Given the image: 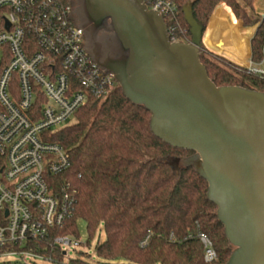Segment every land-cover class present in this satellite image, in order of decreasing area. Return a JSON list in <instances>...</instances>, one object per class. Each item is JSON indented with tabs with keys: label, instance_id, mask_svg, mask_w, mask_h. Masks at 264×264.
<instances>
[{
	"label": "trees",
	"instance_id": "obj_1",
	"mask_svg": "<svg viewBox=\"0 0 264 264\" xmlns=\"http://www.w3.org/2000/svg\"><path fill=\"white\" fill-rule=\"evenodd\" d=\"M170 1L175 11L164 19L173 40L193 39L186 6L203 36L214 10L225 3L244 27L256 26L251 60L262 63L264 17L256 13L255 0ZM200 59L218 86L264 91L263 75L204 45ZM150 118L149 111L132 103L117 86L103 101L90 96L73 122L51 132L50 140L63 146L70 158L69 169L56 178L58 186L69 184L76 190L71 216L53 233L79 239L78 221L84 220L86 244L91 245L103 225L105 239L96 245L97 256L106 260L101 264H226L234 246L218 219L217 205L208 197V181L195 168L197 153L157 137ZM198 233L211 240L217 252L214 261H205ZM86 255L69 264H92ZM64 256L57 248L52 260L60 263Z\"/></svg>",
	"mask_w": 264,
	"mask_h": 264
},
{
	"label": "built area",
	"instance_id": "obj_2",
	"mask_svg": "<svg viewBox=\"0 0 264 264\" xmlns=\"http://www.w3.org/2000/svg\"><path fill=\"white\" fill-rule=\"evenodd\" d=\"M144 1L163 17L175 11L170 0ZM247 68L264 76L253 62ZM117 86L86 50L70 0H0V255L53 261L55 249L78 243L53 233L71 216L76 190L58 186L70 158L50 134ZM198 236L214 261L211 240Z\"/></svg>",
	"mask_w": 264,
	"mask_h": 264
},
{
	"label": "water",
	"instance_id": "obj_3",
	"mask_svg": "<svg viewBox=\"0 0 264 264\" xmlns=\"http://www.w3.org/2000/svg\"><path fill=\"white\" fill-rule=\"evenodd\" d=\"M82 1L92 24L110 20L120 47L102 57L90 50L95 60L151 113L157 137L197 153L195 168L234 246L226 264H264V91L211 79L201 46L220 53L201 35L190 6L184 11L193 39L181 42L144 0Z\"/></svg>",
	"mask_w": 264,
	"mask_h": 264
},
{
	"label": "rangeland",
	"instance_id": "obj_4",
	"mask_svg": "<svg viewBox=\"0 0 264 264\" xmlns=\"http://www.w3.org/2000/svg\"><path fill=\"white\" fill-rule=\"evenodd\" d=\"M70 2H71V4L74 7V20H75L76 24L81 25L80 18L76 14V0H70ZM254 6H255V1H254ZM255 11L262 18L264 17V15H262V14L259 13V10L256 7H255ZM227 14L230 16L229 13H227ZM213 16H212L211 25L209 26V34L207 35V33L204 32V35H203L208 40L210 39L211 31H212L213 26H214V19L221 16L220 11H217L216 12L214 18H213ZM238 20L241 21L242 24H243V21L242 20H240V19H238ZM233 23L235 25H239L240 26V24L235 19H233ZM246 28H247L246 30H243L241 28V26H240V30H241L240 33H241V35L239 36L240 39L244 38V42H245L244 47L245 48L248 47V43H249V40H250L249 38L254 33V31L256 29V26L246 27ZM209 42H210V40H209ZM84 46H85L86 50L90 53V50H89V48L87 46V43H86V40H85V33H84ZM213 46L215 47V49L221 55H223L224 57H227L232 62H234V63H236V64H238L240 66H243V67H249L250 66V62L248 64H243V63H240V62L236 61L232 57L227 56L225 53H223L222 51L224 50V48H223L222 44H220V43L217 42V45H213ZM240 51L245 56L244 51L242 49H240ZM257 66L259 68H261L262 70H264V62L261 63V64H259V65L257 64ZM73 120L74 119H71L69 122L71 123V122H73ZM185 162L186 161L180 162V164L185 163ZM78 230H79V236H80L79 239H76V238L72 237V240L75 241V242H78V243L72 244L71 246H68V247H64V250L66 251V254H65L64 258H63V261L60 262V263L59 262L51 261L50 259H44V258H40V257L34 258V257L19 256V255H17V256L0 255V264H69V262H70L71 259L80 257L83 254H87L85 257L92 264H101V263L105 262L106 260L100 259L97 256V254H96V245H97V243L98 242H102L105 239V229H104V226L103 225L100 226V228L97 231L94 239L91 241V245H87L86 244V240L88 238V231H87V226H86V223H85L84 220H79L78 221ZM114 262H117V263L125 262V263H127L126 261H123V260H116Z\"/></svg>",
	"mask_w": 264,
	"mask_h": 264
},
{
	"label": "flooded vegetation",
	"instance_id": "obj_5",
	"mask_svg": "<svg viewBox=\"0 0 264 264\" xmlns=\"http://www.w3.org/2000/svg\"><path fill=\"white\" fill-rule=\"evenodd\" d=\"M76 14L80 18L82 24L85 21L86 28L84 30L85 40L89 50H96L99 57L104 55H116L120 52V47L115 33L111 27L110 20L103 21L100 24H92L87 14L82 0H76Z\"/></svg>",
	"mask_w": 264,
	"mask_h": 264
},
{
	"label": "crops",
	"instance_id": "obj_6",
	"mask_svg": "<svg viewBox=\"0 0 264 264\" xmlns=\"http://www.w3.org/2000/svg\"><path fill=\"white\" fill-rule=\"evenodd\" d=\"M255 7L259 10V13L264 15V0H255ZM217 11H220V14L223 15V19H224V16L227 13L230 14L231 18L235 19L241 26V28L244 30V29H247L246 27L243 26L242 22L239 21L235 15L233 14L232 10L226 6L224 3H220L215 11L213 12L212 16L216 14ZM212 16L208 22V26L205 30V32L207 33V35L209 34V26L211 25V21H212ZM213 16V18H214ZM226 26V21L225 20H218L216 22H214V26H213V29L211 32H213L214 30V33H213V37L212 39L214 41H218V40H224L223 39V36H228L229 34L227 33V35H225V33L227 32V28L225 27ZM240 26H239V29H240ZM225 31V32H224ZM241 31V30H240ZM253 35V34H252ZM252 35L250 37H252ZM212 36V35H211ZM249 43H248V47H244V38L240 39V37H237V36H229L228 38V43L231 45V46H236L237 50L239 51V53L247 58V60L249 62H252L251 60V56H252V52H251V38H249ZM241 47V48H240ZM224 48V47H223ZM240 49H242L245 53V56L244 54L240 51ZM230 58V57H229Z\"/></svg>",
	"mask_w": 264,
	"mask_h": 264
},
{
	"label": "bare ground",
	"instance_id": "obj_7",
	"mask_svg": "<svg viewBox=\"0 0 264 264\" xmlns=\"http://www.w3.org/2000/svg\"><path fill=\"white\" fill-rule=\"evenodd\" d=\"M218 20H225L226 21V26L227 27V32L225 33V35H227V33L229 34L228 36H223V39L224 40H218V41H214L212 39L213 37V33H214V30L213 32H211V35H210V43L212 45H217V42L222 44V46L224 47V50L222 51L223 53H225L227 56H230L232 57L233 59H235L236 61L240 62V63H243V64H248L249 61L247 60V58L245 57H242V55L238 52L236 46H231L229 43H228V38L229 36H237L239 37L241 35L240 33V29H239V25H235L233 23V19L231 18V16H229L227 13L225 14L224 16V19H223V15H221L220 17H217L214 19V22L218 21ZM251 38V37H250ZM222 50V49H221ZM220 51V50H219Z\"/></svg>",
	"mask_w": 264,
	"mask_h": 264
}]
</instances>
